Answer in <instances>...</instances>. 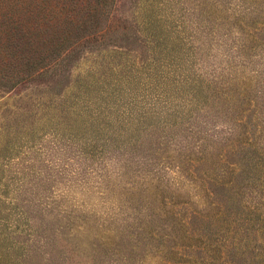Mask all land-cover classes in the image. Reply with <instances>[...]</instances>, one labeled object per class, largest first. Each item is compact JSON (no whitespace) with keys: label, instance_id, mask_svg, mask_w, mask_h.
<instances>
[{"label":"rangeland","instance_id":"374dc122","mask_svg":"<svg viewBox=\"0 0 264 264\" xmlns=\"http://www.w3.org/2000/svg\"><path fill=\"white\" fill-rule=\"evenodd\" d=\"M58 2L0 0V264H264V0Z\"/></svg>","mask_w":264,"mask_h":264},{"label":"trees","instance_id":"16d2710c","mask_svg":"<svg viewBox=\"0 0 264 264\" xmlns=\"http://www.w3.org/2000/svg\"><path fill=\"white\" fill-rule=\"evenodd\" d=\"M16 1L23 3L27 0ZM28 4L32 7L35 6L37 9L33 23L30 25L34 31L33 37L36 46L42 39L43 32L39 31V23L42 22L45 25V28L49 29L48 34H51V41H53L50 43L52 54L54 56L62 57L63 53L65 54L66 52H69L73 48V43L70 39L73 37L74 32H78L80 29L74 27L67 30V27H69L72 22L67 21L70 16L68 15L69 12L65 11L64 4L61 3L59 5L58 0H38V2L37 0H29ZM32 11L33 10H26L23 14L28 13L29 15H32ZM30 27H27V29L29 30Z\"/></svg>","mask_w":264,"mask_h":264}]
</instances>
